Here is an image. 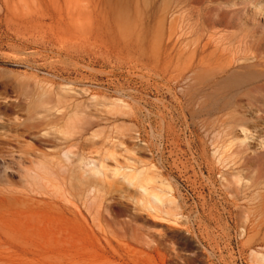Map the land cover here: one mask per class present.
<instances>
[{
    "label": "rangeland",
    "instance_id": "rangeland-1",
    "mask_svg": "<svg viewBox=\"0 0 264 264\" xmlns=\"http://www.w3.org/2000/svg\"><path fill=\"white\" fill-rule=\"evenodd\" d=\"M262 42L264 0H0V264H264Z\"/></svg>",
    "mask_w": 264,
    "mask_h": 264
},
{
    "label": "bare ground",
    "instance_id": "bare-ground-1",
    "mask_svg": "<svg viewBox=\"0 0 264 264\" xmlns=\"http://www.w3.org/2000/svg\"><path fill=\"white\" fill-rule=\"evenodd\" d=\"M208 1H209V0H208ZM195 2H196V1H195ZM210 2H211V1H210ZM215 2H216V1H215ZM192 3H193V1H192ZM192 3H191V4H192ZM202 3H203V2H202ZM207 4H208V3H207ZM204 5H205V4H204ZM201 6H202V4H201ZM210 7H211V6H210ZM206 10H207V9H206ZM212 10H213V9H212ZM208 11H209V8H208ZM205 14H206V12H205ZM235 15H237V14H234V16H235ZM203 16H204V15H203ZM208 18H209V17H208ZM209 19H210V18H209ZM209 19H208V21H209ZM213 20H214V18H213ZM230 20H231V19H230ZM234 20H235V18H234ZM234 20H233V22H234ZM210 21H211V20H210ZM223 21H224V20H223ZM211 22H215V21H211ZM231 22H232V21H231ZM207 23H208V22H207ZM208 24H211V23L209 22ZM216 24H217V23H216ZM228 24H229V23H228ZM232 24H233V23H232ZM234 24H235V23H234ZM214 25H215V24H214ZM219 27H220V26H219ZM247 36H248V35H247ZM262 37H263V35H262ZM259 39H261V38L259 37ZM259 39H258L257 42L260 41ZM253 40H254V39H253ZM256 40H257V39H256ZM262 40H263V39H262ZM262 40H261V41H262ZM252 43H254V41L251 42V44H252ZM262 43H264V42H262ZM254 45H255V43H254ZM256 47H257V44H256ZM250 49H251V48H250ZM256 49H257V48H256ZM258 49H260V48H258ZM263 52H264V51H263ZM258 53H259V52H257V54H258ZM260 54H262V53H260ZM261 56H263V55H261ZM250 59L253 61V59H255V58H252V57H251ZM250 59H249V61H250ZM239 61H240V60H239ZM249 61H248V62H249ZM231 63H232V62H231ZM255 64H256V63H255ZM259 64H260V63H259ZM259 64H258V65H259ZM262 64H264V63H262ZM232 67H233V66H232ZM238 67H239V66H238ZM231 69H232V68H231ZM239 69H240V68H239ZM191 77H195V76H191ZM193 79H194V78H193ZM187 80H188V79H187ZM191 80H192V79H191ZM188 81H189V80H188ZM235 81L237 82V79H235ZM238 81L241 82L242 79H238ZM260 82H261V81H260ZM260 82H258V83H260ZM178 83H179V82H178ZM258 83H257V84H258ZM261 83H262V82H261ZM180 85H181V84H180ZM250 86H251V85H250ZM247 87H248V86H247ZM187 88H188V87H187ZM184 91H185V90H184ZM181 92H182V91H181ZM184 94H185V93H184ZM184 94H183V95H184ZM238 94H239V92H238ZM238 94H237V95H238ZM235 95H236V94H235ZM184 96H186V95H184ZM238 96H239V95H238ZM235 99L237 100V96H236ZM217 107H218V106H217ZM233 107H234V106H233ZM233 107H232V108H233ZM232 108H231V109H232ZM236 109H237V108H235V111H236ZM196 110H197V109H196ZM222 110H223V109H222ZM233 110H234V109H233ZM237 110H238V109H237ZM56 111H57V110H56ZM239 111H240V110H239ZM211 112H212V111H211ZM233 112H234V111H233ZM234 113H235V112H234ZM235 114H236V113H235ZM259 114H260V113H259ZM219 115H221V114H219ZM233 116H234V115H233ZM236 116H237V115H236ZM218 117H219V116H218ZM74 120H75L76 122H78V120H76V119H74ZM74 120H73V121H74ZM214 120H215V119H214ZM73 121H71L70 123L72 124ZM75 121H74V122H75ZM210 122H211V121H210ZM212 122H213V121H212ZM216 122H217V120L214 121L215 124H216ZM233 122H234V121H233ZM233 122H232V123H233ZM75 124H76V123H75ZM206 124H207V123H206ZM208 124H209V122H208ZM208 124H207V125H208ZM215 124H214V125H215ZM209 125H210V124H209ZM220 125H222V124L220 123ZM220 125H219V126H220ZM225 125H226V124H225ZM230 125H231V123H230ZM72 126H73V125H72ZM207 127H208V126H207ZM209 127H211V126H209ZM229 127H230V126H229ZM211 128H213V127H211ZM217 128H218V123H217ZM226 128H227V127H226ZM239 128H240V127H239ZM209 129H210V128H209ZM209 129H208V130H209ZM224 129H225V128H224ZM228 129H229V128H228ZM69 130H70V129H69ZM72 130H73V129H72ZM72 130H71V132H72ZM212 130H213V129H212ZM215 130H216V129H215ZM219 130L221 131V126H220V129H219ZM233 130H234V129H233ZM65 131H67V130H65ZM210 131H211V130H210ZM210 131H209V134H210ZM223 131H224V130H223ZM225 131H227V130H225ZM225 131H224V132H225ZM242 131H243V130H242ZM244 131H245V130H244ZM213 132H214V131H213ZM216 132H218V130H217ZM216 132H215V133H216ZM229 132H230V131H229ZM215 133H213V134H214V137L217 135V134H215ZM219 133H222V132H218V134H219ZM67 134H68V133H67ZM73 135H74V134H73ZM227 135H228V134H227ZM68 136H69V135H68ZM70 136H71V135H70ZM229 136H230V135H229ZM212 137H213V136H212ZM214 137H213V138H214ZM216 137H217V136H216ZM216 137H215V138H216ZM218 137H219V136H218ZM225 137H227V136L225 135ZM215 138H214V139H215ZM223 139H224V138H223ZM227 139H228V138H227ZM217 140H218V139H217ZM221 140H222V139H221ZM229 140L231 141V139H229ZM215 142H216V141H215ZM215 142H214V143H215ZM216 143H217V142H216ZM216 143H215V144H216ZM228 143H229V142H228ZM221 144H222V143H221ZM225 144H226V143H225ZM229 144H230V143H229ZM227 145H228V144H227ZM224 146H225V145H224ZM228 146H229V145H228ZM230 146H231V145H230ZM213 147H214V146H213ZM216 148H218V147H216ZM225 148H226V147H225ZM223 149H224V148H223ZM223 149H222V150H223ZM263 149H264V148H263ZM34 151H35V153H36V150H34ZM224 151H226V150H224ZM230 151H231V149H230ZM237 151H238V150H237ZM39 152H40V151H39ZM39 152H37V153L39 154ZM217 152H218V151H216V155L219 154L221 151H220L219 153H217ZM226 152H227V151H226ZM226 152H225V153H226ZM228 152H229V151H228ZM233 152H234V151H233ZM233 152H232V153H233ZM35 153H34V154H35ZM232 153H231V154H232ZM240 153H241V151H240ZM44 154H45V153H44ZM68 154H69V153H68ZM220 154H222V153H220ZM39 155H40V154H39ZM45 155H46V154H45ZM66 155H67V154H65V156H66ZM227 155H228V154H227ZM227 155H226V156H227ZM235 155H236V154H235ZM37 156H38V155H37ZM63 156H64V154H63ZM219 156H220V155H219ZM226 156H225V157H226ZM232 156H233V154H232ZM241 156H244V155H241ZM245 156H246V154H245ZM249 156H251V155L249 154ZM68 157H69V156H68ZM216 157H217V156H216ZM228 157H229V155H228ZM233 157H235V156H233ZM247 157H248V155H247ZM38 158H39V157H38ZM62 158H64V157H62ZM219 158H220V157H219ZM235 158H238V157H235ZM221 159H222V158H221ZM221 159H220V161H221ZM226 159H227V161L229 162V159H230V158H226ZM239 159H241V158H239ZM239 159H236V160H239ZM31 160H32V159H31ZM52 160H53V159H52ZM58 160H59V159H58ZM58 160H55V162H57ZM66 160H67V157H66ZM222 160H223V159H222ZM242 160H243V159H242ZM246 160H247V159H246ZM36 161H37V160H36ZM49 161H50V160H49ZM64 161H65V158H64ZM218 161H219V159L217 160V162H218ZM220 161H219V162H220ZM50 162L52 163L53 161H50ZM82 162H83V161H82ZM82 162H80V164H81ZM84 162H87V161H84ZM236 162L238 163V161H236ZM252 162H254V161H252ZM3 163H4V162H3ZM47 163H48V161H47ZM224 163H225V162H224ZM8 164H9V163H8ZM24 164H25V163H24ZM53 164H54V163H53ZM55 164H57V163H55ZM80 164H79V166H80ZM222 164H223V163H222ZM225 164H226V163H225ZM227 164H228V163H227ZM227 164H226V165H227ZM234 164H235V163H234ZM241 164H242V163H241ZM250 164H251V163H250ZM18 165H19V164H18ZM18 165H17V167H18ZM37 165H38V163H37ZM39 165H40V164H39ZM82 165H83V164H82ZM86 165H87V164H86ZM226 165H225V166H226ZM247 165H248V164H247ZM252 165H254V164H252ZM7 166H8V165H7ZM22 166H23V164H22ZM34 166H36V165L34 164ZM47 166H48V165H47ZM53 166H54V165H53ZM69 166H70V165H69ZM71 166H72V164H71ZM223 166H224V165H223ZM225 166H224V167H225ZM234 166H235V165H234ZM19 167H21V166L19 165ZM36 167H37V166H36ZM42 167H44V165H42ZM48 167H49V166H48ZM55 167H56V166H55ZM76 167H77V166H76ZM81 167H83V166H81ZM81 167H80V168H81ZM236 167H238V166L236 165ZM244 167H245V166H244ZM248 167H250V166H248ZM251 167H253V166H251ZM9 168H10V167H9ZM14 168H15V167H14ZM39 168H40V167H38V169H39ZM46 168H47V167H46ZM83 168H84V167H83ZM238 168H239V167H238ZM258 168H260V167H258ZM5 169H6V168H5ZM7 169H8V168H7ZM11 169H12V168H11ZM38 169H37V170H38ZM52 169H53V167H52ZM225 169H226V167H225ZM255 169H256V168H255ZM8 170H9V169H8ZM42 170H43V168H42ZM46 170H47V169H46ZM77 170H79V169H77ZM80 170H84V169H80ZM226 170H227V169H226ZM235 170H237V169H235ZM250 170H251V169H250ZM263 170H264V169H263ZM9 171H11V170H9ZM9 171H8V172H9ZM17 171H18V170H17ZM43 171H44V170H43ZM49 171H51L50 168H49ZM61 171H62V170H61ZM223 171H224V170H223ZM233 171H234V168H233ZM240 171H242V170H240ZM243 171H244V172H243ZM243 171H242V173H245V171H247V169H246V170H243ZM248 171H249V170H248ZM12 172H13V170H12ZM12 172H11V173H12ZM250 172L252 173L253 171L251 170ZM254 172H255V171H254ZM259 172H260V174H261V173L263 174V172H261V169H260ZM37 173H38V172H37ZM43 173H44V172H43ZM43 173H42V174H43ZM83 173H85V170L83 171ZM221 173H222V172H221ZM224 173H225V172H224ZM224 173H223V175H225ZM226 173H227V171H226ZM234 173H235V172H234ZM29 174H30V172H29ZM42 174H41V175H42ZM236 174H237V173H236ZM236 174H235V175H236ZM252 174H253V173H252ZM9 175H10V174H9ZM39 175H40V174H39ZM226 175H227V174H226ZM228 175H229V174H228ZM238 175H240V174L238 173ZM253 175H254V174H253ZM253 175H252V176H253ZM18 176H19V174H18ZM42 176H43V175H42ZM42 176H41V177H42ZM240 176H241V175H240ZM259 176H260V175H259ZM224 177H226V176H224ZM234 177H235V176H234ZM244 177H245V176H244ZM44 178H45V177H44ZM237 178L239 179V176H238ZM2 180H3V179H2ZM4 180H5V179H4ZM6 180L11 181L10 179H7V178H6ZM36 180H37V177H36ZM42 180H43V178H42ZM58 180H59V179H58ZM245 180H246V179H245ZM39 181H40V180H39ZM76 181H77V180H76ZM79 181H80V179H79ZM129 181H130V180L127 179V182H128V183H129ZM222 181H223V180L221 179V182H222ZM224 181H225V180H224ZM224 181H223L222 183H224ZM248 181H249V180H248ZM256 181H257V180H256ZM256 181H255V182L253 183V185H252L253 191H252V192H251L250 190H249L250 192L248 191V192L250 193V194L248 195L249 197H248L247 195H246V196H247L249 199H247V200H248L247 203L245 202V203H246V204H245L246 206H245L244 208H242V209H239V210H241L239 215H240V223H241L242 225L244 224L245 226H247V228L249 229L250 233H254L255 235H258V233H260L261 230L264 228V183H263L264 181H257V182H256ZM25 182L27 183V181H25ZM40 182H42V181H40ZM40 182H39V183H40ZM49 182H50V181H49ZM85 182H86V181H85ZM251 182H252V181H251ZM22 183H23V181H22ZM57 183H58V182H57ZM60 183H61V182H60ZM80 183H82V182L80 181ZM131 183H132V181L130 182V184H131ZM222 183H221V187H222ZM227 183H229V182H227ZM237 183H238V182H237ZM1 184H2V183H1ZM1 184H0V186H1ZM24 184H25V183H24ZM40 184H41V183H40ZM58 184H59V183H58ZM82 184H83V183H82ZM86 184H87V183H86ZM86 184H83V185H86ZM232 184L234 185L235 183L232 182ZM232 184H230V185H232ZM250 184H251V183H250ZM8 185H9V184H8ZM25 185H26V184H25ZM31 185H32V184H30V187H31ZM45 185H46V184H45ZM49 185H50V184H49ZM51 185H52V183H51ZM233 185H232V186H233ZM5 186H6V185H5ZM28 186H29V185H27V187H26L27 189H28ZM39 186H40V185H39ZM41 186H42V185H41ZM46 186H47V185H46ZM52 186H53V185H52ZM92 186H93V185H92ZM92 186H91V187H92ZM232 186H231V187H232ZM241 186H242V185H241ZM244 186H245V185H244ZM13 187H14V186H12L11 188H13ZM48 187L50 188V186H48ZM88 187H89V184H88ZM227 187H229V186H226V190H225V192L228 191V190H230V189H232L231 187H230V189H228ZM233 187H234V186H233ZM249 187H250V186H249ZM2 188H3V186H2ZM14 188H15V187H14ZM18 188H19V187H18ZM18 188H17V189H18ZM38 188H41V187H38ZM77 188H78V187H77ZM85 188H86V187H85ZM85 188H84V189H85ZM139 188H140V190H141L143 193H144V192L147 193V190H145L143 187L140 186ZM234 188H235V187H234ZM237 188H238V187H237ZM237 188H236V189H237ZM239 188H240V187H239ZM241 188H242V187H241ZM244 188H245V187H244ZM22 189H23V188H22ZM36 189H37V188H36ZM56 189H57V188H56ZM82 189H83V186H82ZM246 189H247V188H246ZM3 190H4V189H3ZM18 190H20V189H18ZM46 190H47V188H46ZM49 190H50V189H49ZM78 190H79V188H78ZM86 190H87V189H86ZM88 190H91V189L88 188ZM234 190H235V189H234ZM247 190H248V189H247ZM251 190H252V189H251ZM24 191H25V190H24ZM27 191H29V190H27ZM79 191H81V190H79ZM84 191H85V190H84ZM230 191H231V190H230ZM31 192H32V191H31ZM91 192H92V191H91ZM94 192H95V190H94ZM234 192H235V191H234ZM240 192H242V190H240ZM2 193H3V192H2ZM6 193H7V192H6ZM24 193H25V192H24ZM28 193H29V192H28ZM83 193H84V192H83ZM222 193H223V192H222ZM230 193H231V192H230ZM230 193H229V194H230ZM232 193H233V192H232ZM242 193H243V192H242ZM12 194H13V193H12ZM44 194H46V193H44ZM84 194H85V193H84ZM84 194H83V195H84ZM144 194H145V193H144ZM236 194H237V193L235 192V196H238V195H236ZM238 194H240V193H238ZM243 194H244V193H243ZM246 194H247V193H246ZM10 195H11V194H10ZM32 195H33V194H32ZM46 195H48V194H46ZM83 195H82V196H83ZM88 195H89V194H88ZM1 196H2V195H1ZM1 196H0V197H1ZM244 196H245V195H244ZM246 196H245V197H246ZM10 197H12V196H10ZM20 197H21V196H20ZM29 197H30V196H29ZM36 197H37V196H36ZM232 197H234V196H232ZM238 197H239V196H238ZM247 197H246V198H247ZM4 198H5V197H4ZM33 198H35V196H34ZM44 198H45V197H44ZM235 198H237V197H235ZM46 199H47V198H46ZM49 199H50V198H49ZM230 199H231V197H230ZM0 200H1V199H0ZM6 200H7V199H6ZM14 200H15V199H14ZM32 200H33V199H32ZM151 200H152V203H153V204H158V203H160V198L157 197V196H154V195H153L152 198H151ZM2 201H3V200H2ZM19 201H21V200H19ZM30 201H31V200H30ZM234 201H237V200L235 199ZM3 202H4V201H3ZM22 202H23V201H22ZM28 202H29V201H28ZM53 202H54V201H53ZM1 203H2V202H1ZM24 203H25V201H24ZM241 203H242V201H241ZM243 203H244V202H243ZM20 204H21V203H20ZM230 204H231V203H230ZM2 205H3V204H2ZM4 205H5V204H4ZM23 205H24V204L22 203V206H23ZM231 205H232V204H231ZM238 205H239V204H238ZM243 205H244V204H243ZM0 206H1V205H0ZM241 206H242V205H241ZM241 206H240V207H241ZM2 207H3V206H2ZM234 208H236V207H234ZM79 209H80V208H79ZM234 210H235V209H234ZM239 210H238V211H239ZM236 211H237V210H236ZM80 216H81V215H80ZM82 219H83V218H82ZM241 228H243V227H241ZM241 228H240V230H241ZM241 231H242V230H241ZM241 233H242V232H241ZM241 233H240V234H241ZM241 237H242V235H241ZM262 240L264 241V234H263ZM260 250H261V249H260ZM260 250H259V251H260ZM262 251H263V250H262ZM252 252H253V251H252ZM257 252H258V251H257ZM257 252L255 253V256L258 258V260H260L261 262L264 261V254H263V253H257ZM263 252H264V251H263ZM251 255H252V254H251ZM261 262H260V263H261ZM255 263H258V262L255 261ZM262 263H263V262H262ZM258 264H259V263H258Z\"/></svg>",
    "mask_w": 264,
    "mask_h": 264
}]
</instances>
